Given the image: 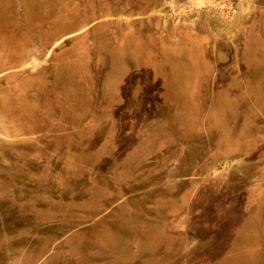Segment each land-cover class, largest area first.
Returning a JSON list of instances; mask_svg holds the SVG:
<instances>
[{"label": "rangeland", "instance_id": "374dc122", "mask_svg": "<svg viewBox=\"0 0 264 264\" xmlns=\"http://www.w3.org/2000/svg\"><path fill=\"white\" fill-rule=\"evenodd\" d=\"M136 7L0 0V264H264V0Z\"/></svg>", "mask_w": 264, "mask_h": 264}, {"label": "crops", "instance_id": "0c3cea01", "mask_svg": "<svg viewBox=\"0 0 264 264\" xmlns=\"http://www.w3.org/2000/svg\"><path fill=\"white\" fill-rule=\"evenodd\" d=\"M106 1H109V0H105V2ZM111 1V0H110ZM114 1V0H113ZM121 1V0H120ZM126 1H128V0H126ZM119 14V13H118ZM145 15V14H144ZM121 16L124 18V19H126V20H128L129 21V25H128V27L127 28H124V31H123V28H121V30H119L118 32H119V34H121V33H125L126 35H128L129 36V39H131L132 38V35H139L138 36V39H141V40H143L144 38H146V32H147V28L146 29H144V30H142V31H138L137 30V24H134L135 23V21H134V19L137 17V15H136V13H134V12H130V10H125V11H123V13H122V15H119V17H117L118 19H120L121 18ZM134 21V22H133ZM189 35V37H191L192 35H191V33H189L188 34ZM127 39V38H126ZM128 40V39H127ZM127 44V43H126ZM120 49H121V46H120ZM123 61V60H122ZM126 61L127 60H125V61H123L124 63H125V65H128V63H126ZM124 66V65H123ZM252 189V188H251ZM251 189H248V191H247V194H249V195H251L252 194V190ZM258 189V188H257ZM251 190V191H250Z\"/></svg>", "mask_w": 264, "mask_h": 264}, {"label": "flooded vegetation", "instance_id": "af4514ba", "mask_svg": "<svg viewBox=\"0 0 264 264\" xmlns=\"http://www.w3.org/2000/svg\"><path fill=\"white\" fill-rule=\"evenodd\" d=\"M143 1H145V0H143ZM136 2H137V0H128V1H126V0H109V1H106L105 2V0H104V3H108V9H111L112 10V12H114V13H120L121 11H123V10H130V12H134V13H136V11L134 10V9H136L137 7H136ZM142 2V1H141ZM113 5V6H112ZM110 6V7H109ZM128 8V9H127ZM107 9V8H106ZM113 13V14H114ZM122 13V12H121ZM145 13V15L143 16L144 18H147L149 15V13L147 14L146 12H144ZM137 18V17H136ZM135 18V19H136ZM116 19V18H115ZM104 20V19H103ZM62 40V39H61ZM58 42H59V40L56 42L57 44H58ZM61 42V41H60ZM55 43V44H56Z\"/></svg>", "mask_w": 264, "mask_h": 264}]
</instances>
